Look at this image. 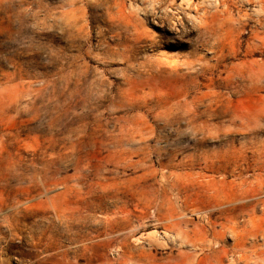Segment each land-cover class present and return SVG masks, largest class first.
Listing matches in <instances>:
<instances>
[{
  "label": "rangeland",
  "instance_id": "rangeland-1",
  "mask_svg": "<svg viewBox=\"0 0 264 264\" xmlns=\"http://www.w3.org/2000/svg\"><path fill=\"white\" fill-rule=\"evenodd\" d=\"M111 1L0 0V264H264L255 4L204 31L181 0H124L127 37ZM169 209L207 243L165 235ZM145 234L170 249L139 259Z\"/></svg>",
  "mask_w": 264,
  "mask_h": 264
},
{
  "label": "bare ground",
  "instance_id": "bare-ground-1",
  "mask_svg": "<svg viewBox=\"0 0 264 264\" xmlns=\"http://www.w3.org/2000/svg\"><path fill=\"white\" fill-rule=\"evenodd\" d=\"M123 1L124 0H113V2L111 1L112 5L109 6V8L107 9L108 10V16H109L108 20H110V23L113 26H115L117 29L120 30L119 36L120 35H124L127 37L128 36H135L136 34H138V31H137L136 26L133 24V22L131 20L134 15L132 16L131 13L126 12V9L124 7L125 4L123 5ZM130 1H132V0H130ZM239 2L240 3H247V4L253 2L255 4L253 6L251 13L254 15V23L258 28V30L256 31V38L259 40H263L264 38L261 36L259 29H261V30L264 29V0H196V1H194V0H181V4H180L181 7L180 8H182V9H180V8L179 9H180V11L183 10L185 20L187 19L188 21H190V23L197 25L200 29H203L204 31H208L211 26H214L219 21H222L223 19H225L226 15L229 16V18L233 22H238V23L242 24L243 21H247L249 19V14L246 11L243 12V11L239 10L237 14L235 13L236 15H232L230 12V10L233 7H235L236 5H238ZM108 3H109V1H108ZM129 5H130V9H132V10L135 9L132 2H131V4L129 3ZM249 7H251V6H249ZM249 7L247 9H249ZM72 8H71V10H72ZM71 10H69V11H71ZM69 13H72V12H69ZM179 22H180V20H179ZM250 23H251V21H250ZM164 214H165L164 215L165 221L167 222V225L165 227V235L169 236L170 235L169 233H173L175 235L174 238H176L177 241L179 239V243H180L179 246H182V247L190 246V247L197 248L200 243H203L204 245L207 243V242L204 243L205 237L202 238L199 235H195V236L193 235L192 236L190 234V232H188V230H186L187 228L185 229L183 227V221L180 220L179 217L176 216L174 211L169 209V211L165 212ZM75 220L76 219L73 218V216H66V214L59 213L58 217H57V222L59 223V227L56 230H58L59 228L61 229V231L69 229V227L75 222ZM165 221L163 223H165ZM173 234H171V235H173ZM215 237L220 238V234L219 233L215 234ZM174 238L172 236V239L176 241V239H174ZM133 240H135L134 242H136L138 244H145L150 248L149 253H147L146 251H141V253L138 255L139 259H142V258H146V259L153 258L154 259L157 257L156 256L157 254L154 255L153 251H156L158 249H168L169 248L168 243H164L163 241L161 243V240H158L157 237H155V234L140 235V237H137ZM173 240H171V241L173 242ZM175 241H174V243H176ZM207 241H209V240L207 239ZM136 247H138V246H136ZM142 247H143V245H142ZM139 249H138V251H139ZM132 252L133 251H131L130 253L127 254L126 252L123 251V255L127 256L129 259H134L135 255L133 253H136V252H133V253ZM176 256L177 255H175L174 257H170L169 258L170 262H173L175 264H182V263H185L191 259V257L189 255H186V256L184 255L185 257L182 259L176 258ZM166 259H167V257H166ZM139 261H141V260H139ZM169 264H171V263H169Z\"/></svg>",
  "mask_w": 264,
  "mask_h": 264
}]
</instances>
